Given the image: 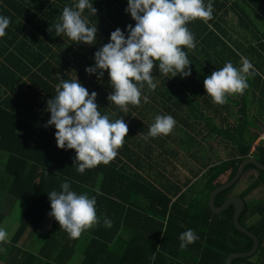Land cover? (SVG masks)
I'll use <instances>...</instances> for the list:
<instances>
[{"label":"trees","instance_id":"16d2710c","mask_svg":"<svg viewBox=\"0 0 264 264\" xmlns=\"http://www.w3.org/2000/svg\"><path fill=\"white\" fill-rule=\"evenodd\" d=\"M9 1L0 0V8ZM244 1L250 10L264 17V0ZM204 2L207 4L209 0ZM211 2L214 9L211 20L205 23L198 19L187 24L196 43L194 50L183 49L190 62L192 59L196 61L198 57L201 59L208 51L216 52L218 57L221 51L223 55L225 41L221 34L226 32V15L236 8L246 13L240 3L233 7L229 5V0ZM90 3L95 9L98 6L100 22L104 23V45L110 42L111 33L118 28L127 38V26H135L130 13L126 12L127 0H90ZM100 13H103L102 21ZM256 50L252 47V51ZM5 51V47L0 48V55ZM233 54L232 61L241 62L242 55L237 51H233ZM11 55L16 58L13 53ZM74 56L84 59L86 68L95 66V58L89 55L78 52ZM43 58L41 56V60ZM19 61L24 62L22 59ZM6 62L0 60V86L11 90L9 96L0 101V226L5 221L6 211H12L15 202L24 208L17 218L14 233L8 242L0 244L2 264H71L80 251V264H225L230 254L247 252L253 248L254 241L234 225V206L221 214L212 213L208 207L209 194L235 176L244 158L253 154L264 163V144L257 145V152L252 153L254 142L252 140L250 143L246 139L251 121L244 98L236 102L237 127L222 135L233 138L238 154L208 167L199 187L191 185L184 192L178 186L172 187L173 190H163L124 162V159L137 161L126 151L138 156L128 146V136L132 135L137 145L144 142L141 134L136 131L131 133L133 130L130 127L123 147L112 162L79 173L74 164L75 150L59 149L55 140V127H45L51 115L46 110L47 101L57 95L56 86L62 80L72 79L60 76V69L55 70V77L52 73L49 75L47 62L40 72L30 74L27 82L24 81V74L18 75L15 62H11L9 57ZM85 69L78 74L83 79L87 74ZM98 75L99 72L89 75V84L79 76L78 81L87 88L89 94L94 91L97 96L105 94L103 97L106 98L114 89L107 71L100 79ZM153 76L159 82L155 89L157 94L170 96L177 93L174 82L177 76L160 74L158 65ZM184 79L191 80V75ZM186 80L183 83L188 84ZM147 90L145 85L143 93H147ZM96 103L102 115H107L113 122L117 120L113 115L115 104L108 100L98 101V98ZM130 121L138 126L140 132L145 133L144 121ZM252 171H258L259 174L239 194L246 202L240 223L259 238L260 246L253 257L235 259L233 264H264V204L254 202L250 206L247 202L248 195L264 189V171L255 164H248L241 179L215 198V206L220 207L236 194L239 182ZM64 182H69L70 189L78 195L86 194L96 200L99 223L77 239L70 238L54 217L49 215L51 205L48 194L53 190L62 191L61 184ZM256 214L259 219L249 224V219ZM49 217L52 219L51 227L45 232L44 225ZM105 219L111 220V227L104 225ZM189 229L199 239L181 249L179 237Z\"/></svg>","mask_w":264,"mask_h":264},{"label":"clouds","instance_id":"9594fccd","mask_svg":"<svg viewBox=\"0 0 264 264\" xmlns=\"http://www.w3.org/2000/svg\"><path fill=\"white\" fill-rule=\"evenodd\" d=\"M128 8L135 26H127L128 36L119 28L110 35V42L95 52V66L85 69L89 75L96 74L98 79L108 72L114 91L108 96L121 110L127 111L128 105L140 106L141 100L149 102L143 95L145 85L155 91L157 84L153 76L156 65L159 73L180 74L189 77L191 65L187 53L196 47L195 37L187 24L195 20L207 23L213 18L211 0H127ZM88 9L96 15L97 10L89 0H78L74 7L65 6L60 23L54 25L57 36L66 35L77 43L93 45L96 42L97 26H89L82 14ZM10 18L0 16V38L6 35ZM49 31H51L49 29ZM258 72L252 63L241 57V67L227 62L204 79L207 96L216 105L223 106L229 96L243 95L249 87L248 78ZM57 95L47 101L50 119L45 127L54 126L55 140L59 149L75 150V167L81 174L100 164L108 165L123 147L129 128L124 119L114 122L102 115L96 103L97 93L89 94L78 79L62 80L56 86ZM176 125L171 115H157L149 132L143 139L167 136ZM62 191H51L49 195L51 212L49 215L60 225L70 238L77 239L83 232L98 225L95 197L77 194L70 189V183L61 184ZM104 225L111 227V220L105 219ZM181 249L195 243L199 237L189 229L179 237ZM8 242L6 229L0 227V244Z\"/></svg>","mask_w":264,"mask_h":264},{"label":"crops","instance_id":"0c3cea01","mask_svg":"<svg viewBox=\"0 0 264 264\" xmlns=\"http://www.w3.org/2000/svg\"><path fill=\"white\" fill-rule=\"evenodd\" d=\"M76 3H78V0H11L7 4H2L0 16L10 18V24L6 29V35L1 38L0 48H6V51L0 55L1 62H6L7 57H9L11 62L17 64L18 75L24 74V81L27 82H29L30 74L40 72L41 68L45 67L47 62H49L47 66L49 75L52 73L55 77V70L60 69V76L72 80L78 79L79 76L81 80L89 84L87 81L88 74H86L85 79L78 75L83 68L87 67V62L82 58L75 57L74 53L80 52L94 59L95 52L104 45L102 40L105 36L104 23L100 22L98 6L96 15L91 14L86 9L82 14L87 18L90 27L97 26L96 42L93 45L74 42L64 34L57 36L54 28L55 24L61 22L60 16L64 7H74ZM236 3H240L246 9V13H242L236 8L235 11H231L226 15V32L223 35L221 34L225 41L223 55H221V51L219 57L216 52L208 51L201 59L199 57L196 58V61L192 59L189 66V69L192 70L191 80H186L181 75L174 79L176 88H178L176 94L163 96L155 91L147 90V93L142 94L149 97L148 103H144L142 99L138 107L128 105V110L123 111L116 106L113 111L116 119H124L128 127L132 128L133 132L131 133L138 132L139 135L141 134V140L144 141L142 145H137L134 143V137L132 135L128 136V146L138 156L126 151L137 161L124 159V162H127L132 169L138 171L143 177L163 190H173L172 187L178 186L184 192L191 185L199 187L201 177L207 168L223 161L221 158H219L220 160H212L211 153L214 151H222V148L227 151V148H230V158L238 154L237 146L233 144V138L222 135L234 131L237 127L238 103L236 102L241 101L243 98V101L247 103V114L251 119L249 120L252 121L246 132V139L250 143L254 142L251 152H257V145L264 144V123L252 120V118L259 117V113L264 109V17L250 10L244 0H229V5L233 7ZM100 17L102 21L103 13H100ZM211 43H214V45L218 44L216 42ZM228 47L230 50H228ZM252 47L257 49L256 52L252 51ZM233 51H237L247 58L258 74L248 78L249 87L243 95L229 96L225 105H216L212 102L211 97L207 96L203 82L213 71L221 69L229 61L232 62L234 67H241V62L232 61L234 60ZM12 53L16 58L11 55ZM41 56H44L42 60ZM13 58L14 61H12ZM20 59L24 60V62L19 61ZM7 65L10 66L9 63ZM184 80L188 84L183 83ZM155 83L159 84L156 80ZM10 93L11 90L0 86V101L6 99ZM104 95L99 94L97 96L98 101L108 100V97H103ZM170 98H172L171 101L169 100ZM190 101L191 104L189 105ZM112 104L114 103L112 102ZM258 104H261L263 108L258 110ZM155 113H158L157 115H171L176 121L175 128L184 130L189 136L190 148H192L195 155L191 159L192 167L187 171V176L183 178L178 176L179 173L176 167L174 168L177 170L173 169L172 171L163 168V165L160 164L157 167V173H152L153 164L159 157L157 155L153 159V154L156 151L162 154V148H158L155 145L152 146L151 141L170 137L169 135H162L156 138L149 137L147 140L143 139L155 122V117L157 116H154ZM261 117H264V115ZM130 120L144 121L142 124L145 125V133L140 132L138 126L131 124ZM259 125L262 126V132L258 130V128L260 129ZM219 132L221 135H219ZM208 141L214 144H209ZM216 145L220 149H215ZM254 146L256 148L253 150ZM216 156L218 157V154ZM199 157L203 160L200 161ZM259 192L260 195L252 194L254 197L252 204L254 202H257L258 205L264 204V197H261L264 192ZM239 194L240 192L236 190L235 195L239 196ZM258 219L259 216L256 214L249 219L248 223L252 224ZM51 222L52 219L50 217L47 218L44 229L45 227H48V229L44 230L45 232L50 229ZM73 260L71 264H73Z\"/></svg>","mask_w":264,"mask_h":264},{"label":"rangeland","instance_id":"374dc122","mask_svg":"<svg viewBox=\"0 0 264 264\" xmlns=\"http://www.w3.org/2000/svg\"><path fill=\"white\" fill-rule=\"evenodd\" d=\"M252 96V95H251ZM258 110H260L262 107L261 104H258ZM158 113H155V115H157ZM262 115H264V109L259 113V117L256 118H252V120L255 121H259V122H263L264 123V117H261ZM248 119H250V117L248 116ZM251 120V119H250ZM249 120V121H250ZM252 122V121H251ZM260 126V125H259ZM258 128V127H257ZM262 126H260V129L258 128V130H261L260 132L263 131V129H261ZM192 135V134H191ZM169 138L167 139H161V140H155V141H151V145L152 146H157L158 148H162V154L159 151H156L153 154V159L154 157H156L157 155H159L158 159L156 160V162H154L153 164V168H152V173H157V167L158 165H163V168L168 169V170H172L175 169L174 167H176L179 173V177L183 178L185 176H187V171L192 167V157L195 155L193 153V150L191 147V143L189 141V136L187 135V133L184 130H181L180 128H174V130L172 131L171 134H169ZM209 144H214L211 143L210 141H208ZM225 146H227L225 144ZM190 148V149H189ZM256 148V146H254L253 150ZM215 149H220L217 145L215 146ZM216 154H218V157L216 156ZM230 148H227V151H225L224 148H222V151L219 150L214 151L211 153V158L212 160H220L219 158H221L222 160L228 159L230 158ZM199 160H203L200 159ZM211 160V159H210ZM197 168V167H194ZM259 172L258 171H252L250 174H248L242 181L239 182L238 184V188H237V192H240V194L243 193V191H245L246 188H248L252 182L254 181L253 179L258 176ZM262 190H257L255 192H253V195H260L259 191H263L264 189L261 188ZM264 192V191H263ZM255 193V194H254ZM251 195L247 196V202L250 206H252V202L254 197ZM261 197H264L261 196ZM24 206L18 204L17 202H15V206L14 209L11 211H6V218L5 221L3 222V224L0 226L4 229H6L7 233H8V239L11 237V235L14 233V230L16 228V222H17V218L19 216L20 213H22ZM9 208H7L6 210H8ZM8 212V213H7ZM251 224V223H249ZM48 227H45L44 230H47ZM82 261V252L80 251L79 253L76 254V256L74 257L73 260V264H79ZM0 264L1 261H0Z\"/></svg>","mask_w":264,"mask_h":264},{"label":"water","instance_id":"95a60500","mask_svg":"<svg viewBox=\"0 0 264 264\" xmlns=\"http://www.w3.org/2000/svg\"><path fill=\"white\" fill-rule=\"evenodd\" d=\"M248 164H255L256 167L259 168V170L264 171V163H262L258 159L257 156L250 154L241 161L239 165V169L237 173L235 174V176L229 182L225 183L224 185L219 186L214 191H212L208 197V207L210 211L214 214H221L222 212L227 210L230 206H234L233 221H234L235 227L237 228L238 231H240L241 233H244L245 235H247L254 241V246L250 251L230 254L227 257L225 264H233V261L235 259L253 257L258 252V249L260 246L259 238L253 232L248 230L245 226H243L240 223V216L246 208V202L244 201L243 198H241L240 196L234 195L230 197L229 199H227L220 207L215 206L216 196L220 192L233 187L241 179Z\"/></svg>","mask_w":264,"mask_h":264}]
</instances>
